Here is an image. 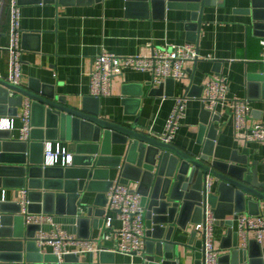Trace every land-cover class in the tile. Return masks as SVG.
I'll return each instance as SVG.
<instances>
[{
	"label": "crops",
	"instance_id": "1",
	"mask_svg": "<svg viewBox=\"0 0 264 264\" xmlns=\"http://www.w3.org/2000/svg\"><path fill=\"white\" fill-rule=\"evenodd\" d=\"M190 1L173 0L171 7H166L165 10L162 6L161 10L153 9L150 5L147 14L140 12L135 5L128 6L126 0H91L80 3L20 0V45L23 48L20 85L36 88L45 86L49 92L54 90L57 95L67 97L72 106L81 107L83 98L91 96L90 73L94 59L103 49L120 56H149L156 47H163L168 43L194 42L192 39H195L200 57L197 61L186 62L188 73L185 79L173 82L166 80L159 94L152 92L153 89L159 91L160 85L151 84L152 75L148 71L126 68L114 77L112 94L101 97V117L127 126L132 125L139 117L138 129L153 136L164 132L176 100L186 97V116L180 121L172 144L200 153L209 135V129H203L201 122L206 85L213 76L224 75L229 84L228 98L247 99L249 102L251 112L248 125L264 123V89L251 80V74L264 73V46L261 43L264 40V27H255L258 21L264 26V20H255L254 14L247 12L252 0H209L202 13L200 37L199 30L194 27L196 22L193 20L194 12ZM3 2L5 9L3 15L0 14V76L4 78L10 68V53L7 49L10 43V0H0V8ZM258 4L264 13V0H259ZM125 97L128 99L126 102ZM21 112L22 108L17 116H0V119L16 118V127L11 131L16 139L20 138L23 124ZM220 115V120L215 122V131L211 132L215 139L208 146L213 159L229 161L235 153L242 160L247 155L251 167L258 163L259 179L264 181V142L249 141L244 137V132H236L227 109H222ZM58 141L68 149L69 143ZM122 152V147L116 146L113 154ZM111 163H114V159L106 161L107 165ZM119 176V171H112L110 174L111 179L115 180ZM130 186L137 188V184L133 182ZM217 188L215 182L214 191ZM98 193L90 191L83 195L79 207V212H83L82 217L89 219L84 206H93ZM16 194V188H0V200L16 201ZM50 204L48 201L49 207ZM59 205L56 201L54 209L59 207L63 212L69 210L68 200L64 199ZM54 215L58 226L78 239L90 237L95 248L93 253L73 254L69 257L70 260L78 257L81 262L94 261L95 264H112V261L115 264L140 262L141 255H101L96 249L105 247L101 241L102 229L94 228L90 223L83 222L79 225L75 217ZM195 225L189 222L188 230H195ZM46 226L50 228V225ZM238 226L236 222L235 229ZM20 230L21 227L18 231ZM16 233L12 224L0 231V241L10 242ZM39 233L33 227L25 230L26 237L31 235L35 239ZM225 234L226 228L218 225L215 244L220 249L221 256L226 253L222 246L228 244L223 241ZM247 235L250 240L254 237V231H247ZM189 236L188 232L179 229L176 239L190 245ZM239 237L240 246H246L249 240L245 242V237L241 234ZM8 246V250L14 247ZM193 246L191 244L188 250L182 248L185 264L196 262ZM80 248L75 246L77 250ZM43 251L42 253L48 252ZM6 253L8 259H15V252ZM101 258L105 263L100 261ZM0 264L21 263L12 261ZM219 264H226V261Z\"/></svg>",
	"mask_w": 264,
	"mask_h": 264
},
{
	"label": "water",
	"instance_id": "2",
	"mask_svg": "<svg viewBox=\"0 0 264 264\" xmlns=\"http://www.w3.org/2000/svg\"><path fill=\"white\" fill-rule=\"evenodd\" d=\"M50 1L80 3L91 0ZM172 1L126 0V3L148 14L150 5L153 9L161 10L162 6L165 10L171 7ZM258 1L252 0L247 12H252L255 20H264ZM190 2L196 22L194 27L199 30L200 37L202 13L209 0ZM4 9L3 2L1 15ZM255 27L264 26L258 21ZM192 41L196 42L195 39ZM251 80L264 89V73L251 74ZM162 88L161 84L159 91L153 89L152 92L161 94ZM25 99L31 100L33 128L29 140L16 139L11 131L0 129V188L17 189L16 201L0 200V231L12 224L17 230L16 238L10 239V242L0 241V262L59 264L55 255L41 252L35 236H25V230L33 227L39 231L41 227L26 225L19 202L21 189H28L30 213L75 217L79 225L90 223L92 227L102 229L107 193L115 182L110 174L119 171L120 176L116 180L124 184H137V192L146 208V248L136 264H185L182 248L188 250L194 241L196 249L201 247L197 232H190L188 223L201 222L207 205L214 211L217 226L226 228L223 241L228 244L222 246L226 253L221 256L220 263L264 264V244L251 238L246 246H240L239 232L235 229L239 214L258 216L262 213L264 216V181L259 179L258 163L252 168L247 155L242 160L235 153L229 161L213 159L208 146L215 139L211 132L215 131V122L220 120V114H213L203 103L202 128L209 129V135L201 152L197 153L140 131L139 117L129 126L104 119L100 115L99 97L86 96L81 107L72 106L67 97L57 95L54 90L49 92L45 86L14 85L0 76V116H17ZM127 100L125 97L124 101ZM58 140L69 143L71 164L65 167L44 166L46 143ZM116 146L122 147V154H113ZM108 159H114V163L107 165ZM208 181L212 182L209 192L206 188ZM215 182L218 186L216 191L213 189ZM90 191L99 193L93 206H84L88 219L82 217L83 212H79V207L83 195ZM64 199L69 201V210L63 212L59 207L54 209L56 201L61 205ZM179 229L188 232L190 245L176 239ZM101 241L105 247L113 245L112 241ZM8 245L14 247L8 250ZM8 251L15 252V259H8ZM101 253L114 255L107 251ZM194 255L195 264H201L200 252L197 250ZM70 256L73 254L64 257L63 264H95L93 260L91 263L81 262L78 257L70 260ZM100 261L105 263L103 258ZM111 263L115 264L113 261Z\"/></svg>",
	"mask_w": 264,
	"mask_h": 264
},
{
	"label": "built area",
	"instance_id": "3",
	"mask_svg": "<svg viewBox=\"0 0 264 264\" xmlns=\"http://www.w3.org/2000/svg\"><path fill=\"white\" fill-rule=\"evenodd\" d=\"M10 13V43L7 47L10 53V68L4 78L14 84L20 85L23 66V48L20 45V18L21 5L18 0H10L8 3ZM264 46V40L261 41ZM199 52L194 42L180 44H166L163 47L154 48L149 56H120L115 53L102 50L94 59L93 69L90 73V95L93 97H105L112 94L113 79L126 68L140 71H148L152 75V85L158 86L168 79L183 80L187 77L186 62L198 60ZM229 84L226 76H213L206 85V95L203 99L205 108L213 114H221L222 109H227L233 119V129L236 132H244V137L252 142H264V123L248 125L250 106L247 99H229ZM187 110L186 97L176 100V104L170 113L165 130L161 134L153 136L167 143H173L174 136L179 129L180 121L185 118ZM23 121L20 128V140L28 141L32 130L31 124V100L25 99L20 113ZM16 118L0 119V129L13 131L16 127ZM72 162V153L60 141H49L44 150V166H67ZM212 187L208 181L207 191ZM28 189L20 190L19 202L22 207L26 225H40V233L36 236V242L41 252L55 255L59 264L64 263L66 255L77 253H93L95 248L91 238L78 239L73 234L57 225L54 214L30 213L27 198ZM104 221L102 227L103 241H112L113 245L96 249L100 252L109 251L133 256L142 255L145 252L147 240L146 208L142 204V197L136 187L115 180L107 193ZM5 200V199H3ZM239 235L249 240L247 231H254V239L264 243V216H252L247 213L239 214ZM217 219L210 205L206 206L204 217L195 225L197 240L201 241V247H192L201 254V264H219L221 251L216 247L215 236L217 232ZM46 225H50L47 228ZM1 226V225H0ZM75 246L81 247L75 249Z\"/></svg>",
	"mask_w": 264,
	"mask_h": 264
}]
</instances>
